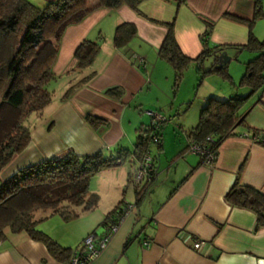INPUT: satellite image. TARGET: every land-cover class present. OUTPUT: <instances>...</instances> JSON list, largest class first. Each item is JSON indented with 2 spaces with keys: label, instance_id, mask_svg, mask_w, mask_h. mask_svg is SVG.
<instances>
[{
  "label": "crops",
  "instance_id": "crops-1",
  "mask_svg": "<svg viewBox=\"0 0 264 264\" xmlns=\"http://www.w3.org/2000/svg\"><path fill=\"white\" fill-rule=\"evenodd\" d=\"M27 1L43 8L56 0ZM231 16L246 21L254 19L251 27L254 36L264 37V0H143L136 10L126 5L95 9L81 22L68 26L52 65L53 79L48 83L50 101L40 112L27 117L30 140L2 169L1 179L6 180L20 169L45 159L64 156L68 151L78 156L132 151L140 129L149 124L146 111L164 115L167 109L170 116L173 112L178 115L183 106L189 107V98L178 97L179 87L174 90L172 66L158 56L167 32L166 23L173 22L174 38L181 52L196 58L203 50V41L210 47L247 42L248 23ZM121 23L134 25L136 34L118 48L113 44V35ZM84 40L98 41V53L89 67L73 70L74 52ZM250 53L248 61L256 56ZM88 74L91 78L87 82L64 97L71 85ZM112 87L122 90L119 98L105 94ZM229 96L225 90L201 96L194 120L193 115L190 122L179 117V133L164 130L168 121L164 115L166 121L158 129L160 147L158 143H150L148 147L149 151L154 146L157 153L152 155L153 185L120 222L106 247L86 264L264 263V226L256 225L252 211L232 206L225 199L236 179L264 194V144L247 130L264 131V93L257 92L246 103L244 126L237 127L238 134L220 144L212 164L186 150L187 134L196 126L197 113L207 99ZM88 117L107 124L94 127ZM148 132L151 134L150 128ZM132 158L90 177V191L99 196L94 210L70 221L54 214L42 220L38 228L71 250L78 248L89 233L102 235L116 214L105 224L101 222L124 201L123 189L131 190L133 198L124 202L134 204L136 200L131 184L126 186L137 164ZM123 163H128V169L122 167ZM51 219V225H41ZM96 227L99 229L95 230ZM195 239L202 241L197 250L191 247ZM145 240L149 241L148 247L143 245ZM0 264L62 262L42 242L24 233L7 232L0 241Z\"/></svg>",
  "mask_w": 264,
  "mask_h": 264
},
{
  "label": "trees",
  "instance_id": "trees-1",
  "mask_svg": "<svg viewBox=\"0 0 264 264\" xmlns=\"http://www.w3.org/2000/svg\"><path fill=\"white\" fill-rule=\"evenodd\" d=\"M141 1L56 0L39 8L27 0H0V172L30 140V130L24 121L30 114L40 112L50 101L46 85L53 79L52 65L64 30L81 22L95 9L126 5L136 10ZM231 18L248 23L249 35L245 44L210 47L203 41L202 52L196 58H189L181 52L174 38L173 22H168L166 35L158 50L159 58L173 68L174 90L179 87L185 70L192 64L201 78L214 73L230 78L226 64L217 65L222 51L231 48L256 53L245 63V73L238 85L248 88V92L242 95L236 91L225 99L209 97L199 112L196 126L187 134L188 140L216 150L226 138L238 134L237 127L244 126L243 108L250 98L259 91L264 93V38L254 36L251 29L254 19L246 21L234 16ZM135 34L134 25L119 24L113 35L114 46L119 48L126 45ZM205 34H209V28ZM99 46L98 41H82L74 52L73 70L89 67ZM205 63H208V68L204 67ZM90 78L91 74H88L71 85L64 97ZM234 88L236 90L237 85ZM105 94L119 98L122 90L112 87L105 90ZM87 120L94 127L107 124L96 117H88ZM247 130L264 144V131ZM148 131L149 124L146 129H140L132 151L119 150L108 155L98 152L89 156H78L68 151L64 156L45 159L22 168L6 180L0 177V241L6 238L7 232L24 233L42 242L49 253L62 263L68 262L73 250L60 246L39 230L37 225L54 214L64 221H70L81 213L94 210L99 196L90 191V177L130 157L136 161L141 159L151 143L152 137ZM157 134L159 136V132ZM157 143L160 147V138ZM130 179L126 186H129ZM153 183L154 178L140 191H135L134 205H138ZM225 199L232 206L252 211L256 215V225L264 226V194L260 191L236 179ZM123 203L121 200L116 208L108 212L101 224L116 214L114 222L120 215Z\"/></svg>",
  "mask_w": 264,
  "mask_h": 264
},
{
  "label": "built area",
  "instance_id": "built-area-1",
  "mask_svg": "<svg viewBox=\"0 0 264 264\" xmlns=\"http://www.w3.org/2000/svg\"><path fill=\"white\" fill-rule=\"evenodd\" d=\"M146 114L150 119L149 128L152 137L151 143H157L159 140V136L157 134L158 129L160 125L166 121V118L161 113L155 111H146ZM186 150L187 152L199 155L203 159V162L209 165L212 164L217 158L216 149H212L206 145L198 144L192 140H188ZM153 178L155 179V160L147 150L141 159L137 161L136 167L133 170L130 179V184L135 191H140L146 184L150 183ZM134 208L135 205L133 203L124 202L121 206L120 215L107 227L106 232H104L102 235H97L95 233H89L86 235L83 238L81 245L73 250L70 260L62 264H86L91 259L97 257L106 247L113 234L116 232L120 222ZM201 244L202 241L195 239L193 240L191 247L197 250L201 247ZM143 245L148 247L149 241H143Z\"/></svg>",
  "mask_w": 264,
  "mask_h": 264
},
{
  "label": "rangeland",
  "instance_id": "rangeland-1",
  "mask_svg": "<svg viewBox=\"0 0 264 264\" xmlns=\"http://www.w3.org/2000/svg\"><path fill=\"white\" fill-rule=\"evenodd\" d=\"M226 53L230 57V60L226 63V71L229 74L230 78L223 77L217 73L201 78L193 64L190 65L185 70L184 77L182 78V81L180 82V86L178 88V90H180V94L178 97L185 99L189 98L187 99L189 101V107L185 109V107L183 106L181 109L182 111H180L178 115H176L175 112H173L169 116L167 109L165 111L166 113L162 112L165 115V117L168 119V121L165 123L164 130L167 128V131L172 130V131H177L179 133L180 129L177 128V126L178 124H180L179 123L180 116L184 117L186 122H190L192 120V115H193V120H194V114H196V112L194 113V111H196V107L198 106V102L201 100V96H203L206 93L209 94L211 91L225 90V92H227V94L230 93V95L236 93V91L237 93L244 95L248 92V88L239 87L238 85L240 83L242 75L245 73L244 63L248 61V58H250L251 53L246 50L234 51L230 49L226 51ZM208 66H209L208 63H205L204 67L208 68ZM236 85L237 88L235 90L234 87ZM46 88L49 89L50 84L49 85L47 84ZM198 115L199 113H197L196 116L197 119H198ZM24 124L27 125V119L24 121ZM149 151L151 155H155V156L157 155L154 146L150 147ZM122 167L128 169V163H123ZM121 198H123L124 201L133 199L131 190L123 189ZM57 216L59 217V215ZM75 221L76 222H72V223H77L78 221H80V219ZM52 222H53L52 219L47 220L46 222L41 223V225L45 224L49 226L52 224ZM38 229L40 230V227ZM98 229L99 227L95 228V230Z\"/></svg>",
  "mask_w": 264,
  "mask_h": 264
},
{
  "label": "water",
  "instance_id": "water-1",
  "mask_svg": "<svg viewBox=\"0 0 264 264\" xmlns=\"http://www.w3.org/2000/svg\"><path fill=\"white\" fill-rule=\"evenodd\" d=\"M230 60V57L227 55L226 51H222L217 59V65L221 66L223 64H226Z\"/></svg>",
  "mask_w": 264,
  "mask_h": 264
}]
</instances>
